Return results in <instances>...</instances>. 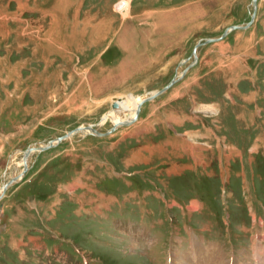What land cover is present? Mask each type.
I'll use <instances>...</instances> for the list:
<instances>
[{
	"label": "rangeland",
	"instance_id": "374dc122",
	"mask_svg": "<svg viewBox=\"0 0 264 264\" xmlns=\"http://www.w3.org/2000/svg\"><path fill=\"white\" fill-rule=\"evenodd\" d=\"M250 12L249 0H0V187L27 145L107 129L114 97L156 93L195 41ZM225 35L129 125L29 151L0 196V264H193L207 248L228 262L207 242L223 234L241 245L232 264L248 259L264 241V57L246 45L225 56ZM240 62L250 77H235ZM186 103L200 121L179 117Z\"/></svg>",
	"mask_w": 264,
	"mask_h": 264
},
{
	"label": "water",
	"instance_id": "95a60500",
	"mask_svg": "<svg viewBox=\"0 0 264 264\" xmlns=\"http://www.w3.org/2000/svg\"><path fill=\"white\" fill-rule=\"evenodd\" d=\"M250 6H251V8H250L251 12L249 13V18L243 24L231 23V24L225 26L218 36H208V37H205L203 39H198L197 41H195L194 44L192 45V48H191V60L184 66L183 69H181L177 73H173L172 76L168 79V81L165 82V84H163L161 86V88L156 91V93L160 92L161 90H163L165 88H167L168 85H170L173 81L177 80L181 76V74L185 71V69H187V67H189V65H191L193 63V61L196 58L195 50H196L197 46H199L200 44H203V43H205L207 41H213V40H216V39L222 37L227 32V30H229V29L246 27L252 21V19L254 17L255 0H250ZM156 93H154V94L152 93V94H149L147 96H144L141 99H139V101H137L136 106H135V115L134 116L129 117L127 119L114 121L105 130H98L91 123L90 124H85V125L74 126L72 128V130L71 129L67 130L64 133L55 136L53 139H48L44 145L40 146V148L43 149V148H46L48 146H51V145L55 144L56 142H58L59 140L63 139L64 137H66L68 134H71V133H77L78 132V133H93V134H96V135H105V134L109 133L111 130H113L116 126H118L120 124H128V123H130L135 118L136 113H137V109H139V106H140L141 102L146 100V99L152 98L153 95H155ZM110 105H111V107L115 106V101L113 99L111 100ZM34 148H35L34 145H27L25 148H23L22 149L21 158L24 160V158H25V156H27L28 152L33 150ZM24 168H25V163L23 162L22 163L21 172L19 173L20 176L24 172V170H25ZM15 175H11L8 180H6L5 182H1L2 186H6L7 184L11 183L12 181H16L18 178H16Z\"/></svg>",
	"mask_w": 264,
	"mask_h": 264
},
{
	"label": "crops",
	"instance_id": "0c3cea01",
	"mask_svg": "<svg viewBox=\"0 0 264 264\" xmlns=\"http://www.w3.org/2000/svg\"><path fill=\"white\" fill-rule=\"evenodd\" d=\"M258 4H257V9L259 8L260 12H262L264 10V3L260 4V0H259ZM251 22L246 27L235 28L237 30H241L242 33H246V36H243L240 33L239 38L234 39L233 37H231L229 39V36L233 33V29H232V31L228 32L227 35H225L224 39L217 42V43H220L222 41L221 42L222 45H220V46H222V49H219V50L224 51L223 54L229 53V55L231 57L233 51L238 50L240 47L244 48L243 46L246 45V47L244 49H246L247 52L252 50V51H254V53L259 54V55H255V57H264V22L262 23V20L259 21L256 16L254 19H252ZM244 37L246 38V42L244 44H242ZM259 40H261L263 44L259 43ZM257 42L259 43V45H257V48H255L256 47L255 44ZM198 55H199V53H198ZM225 56H226V54H225ZM240 63H241V66L239 68L241 69V73H240V75H235L236 78H237V76H239V77H245V75L248 76L247 70L249 69V67L243 62H240ZM243 72L245 73L244 75L242 74ZM248 77H250V76H248ZM232 82L234 83V86H236V87H237V85H239V81H232ZM240 90H242V89L240 88ZM241 98H242V96H241ZM243 99L246 100L247 98H245L243 96ZM197 103L199 104L201 102L197 100ZM199 105L201 106V104H199ZM200 106L197 107V110L199 109V111H205L203 109H200ZM211 106H212V104H211ZM188 107H190L189 104H187L186 106L182 105L181 107L177 108V110H179V113H180L179 117H183V119L186 118L187 121L188 122L191 121L192 124L196 122L194 120V116H197L199 118V121H200L199 115L197 113H193V111H195L194 108L191 109ZM182 108H184V109H182ZM211 110H213V108H211ZM178 122L184 123L183 120H179ZM205 123H206V125L204 124L205 129L209 130L210 129L209 124L207 122H205ZM172 124H173V122H172ZM202 126H203V123H202ZM165 129H167V128H165ZM210 130H212V129H210Z\"/></svg>",
	"mask_w": 264,
	"mask_h": 264
},
{
	"label": "bare ground",
	"instance_id": "6f19581e",
	"mask_svg": "<svg viewBox=\"0 0 264 264\" xmlns=\"http://www.w3.org/2000/svg\"><path fill=\"white\" fill-rule=\"evenodd\" d=\"M123 2V3H122ZM257 6V4H256V0H255V7ZM117 7H118V9H119V12L121 11V9L123 8V7H125V1H121L120 3H118L117 4ZM254 16H255V13H254ZM233 30L235 29V28H232ZM232 29H229V30H227V32H226V34L229 32V31H231ZM223 37V36H222ZM222 37H220V38H218L217 40H219V39H221ZM214 41V40H213ZM195 53H196V51H195ZM195 62V61H194ZM174 82V81H173ZM172 84V83H171ZM153 92H151L150 94H152ZM154 94V93H153ZM148 94L146 93V94H143L142 96H140V98H134V97H132V96H130V97H128L127 98V101L129 102V103H125V101H126V98L125 97H114L113 98V100L115 101V106L112 108V109H115V110H113L112 111V113H111V115H110V112H108L107 114H106V116H105V118L106 117H109L111 120H112V122H114V121H118V120H123V119H127V118H129V117H132V116H134V114H135V106H136V103H137V101H139V99H141L142 97H144V96H147ZM154 96V95H153ZM150 99H152V98H150ZM146 100H149V99H146ZM125 104V105H124ZM138 112H139V109H137V113H136V116H135V118H134V120L137 118V114H138ZM121 125V124H120ZM129 125V124H128ZM70 135H72V133L71 134H68L66 137H64L63 139H66V138H68V137H70ZM35 147V146H34ZM46 148H48V147H46ZM38 150H42V148H40V147H35L34 149H33V151H38ZM32 150H31V153L33 152ZM28 154H30V152H28ZM28 154H27V156H28ZM27 156H25V158H24V160H23V162L25 163V164H27V162H26V158H27ZM16 178H18L17 180L19 181L22 177L20 176V174L18 175V176H16ZM16 182L15 181H12L11 183H9V184H7L6 186H1L0 187V196H2L1 194L2 193H4L5 191H6V189L7 188H9L10 186H12V185H14Z\"/></svg>",
	"mask_w": 264,
	"mask_h": 264
},
{
	"label": "trees",
	"instance_id": "16d2710c",
	"mask_svg": "<svg viewBox=\"0 0 264 264\" xmlns=\"http://www.w3.org/2000/svg\"><path fill=\"white\" fill-rule=\"evenodd\" d=\"M205 181H206V180H205ZM195 183H196V182H195ZM197 184H199V185H205V183L201 182L200 180L198 181Z\"/></svg>",
	"mask_w": 264,
	"mask_h": 264
},
{
	"label": "flooded vegetation",
	"instance_id": "af4514ba",
	"mask_svg": "<svg viewBox=\"0 0 264 264\" xmlns=\"http://www.w3.org/2000/svg\"><path fill=\"white\" fill-rule=\"evenodd\" d=\"M250 1V0H249Z\"/></svg>",
	"mask_w": 264,
	"mask_h": 264
}]
</instances>
